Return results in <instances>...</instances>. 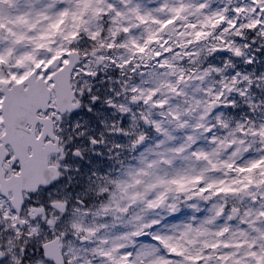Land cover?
<instances>
[{
	"label": "snow or ice",
	"instance_id": "1",
	"mask_svg": "<svg viewBox=\"0 0 264 264\" xmlns=\"http://www.w3.org/2000/svg\"><path fill=\"white\" fill-rule=\"evenodd\" d=\"M0 264H264V0H0Z\"/></svg>",
	"mask_w": 264,
	"mask_h": 264
},
{
	"label": "rangeland",
	"instance_id": "2",
	"mask_svg": "<svg viewBox=\"0 0 264 264\" xmlns=\"http://www.w3.org/2000/svg\"><path fill=\"white\" fill-rule=\"evenodd\" d=\"M142 3H143L145 6H150V0H142ZM19 4H20L21 6H23V4H24V0H19ZM57 27H59V26L57 25Z\"/></svg>",
	"mask_w": 264,
	"mask_h": 264
}]
</instances>
